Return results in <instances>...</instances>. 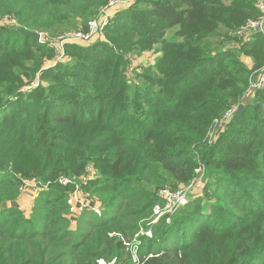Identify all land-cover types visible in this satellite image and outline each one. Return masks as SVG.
<instances>
[{
	"label": "trees",
	"instance_id": "obj_1",
	"mask_svg": "<svg viewBox=\"0 0 264 264\" xmlns=\"http://www.w3.org/2000/svg\"><path fill=\"white\" fill-rule=\"evenodd\" d=\"M108 2L0 0V17L54 37L86 29ZM258 15L255 0H135L114 15L107 42L68 44L69 61L49 68L53 48L0 29V264H264L263 95L243 101L264 37L230 35ZM155 47V64L129 80L128 54ZM241 104L211 143L214 121ZM200 166L206 199L148 226L157 193L190 184ZM91 168L96 178L84 176ZM62 176L75 184L62 187ZM24 179L48 188L29 216L9 207ZM76 184L103 214L84 211L72 227ZM225 195L226 208L212 203ZM149 227L167 236L145 252L126 245Z\"/></svg>",
	"mask_w": 264,
	"mask_h": 264
},
{
	"label": "built area",
	"instance_id": "obj_2",
	"mask_svg": "<svg viewBox=\"0 0 264 264\" xmlns=\"http://www.w3.org/2000/svg\"><path fill=\"white\" fill-rule=\"evenodd\" d=\"M126 0H111L110 4L107 8L101 12L98 18L92 20L88 23L87 28L78 31L77 33H72L70 36L66 37L61 44V49H59L58 54L61 56L60 59L66 60L64 47L68 44L75 45H87L97 40L98 37L104 34L105 30L111 24V21L114 15L125 8H128L131 4H126ZM256 10L259 12V17L255 19H249L243 25H241L235 31V36L239 40L241 44L251 43L254 39L255 35H262L264 37V0H255ZM42 37V35H41ZM60 62H63L60 61ZM59 63L54 62L53 66ZM257 92L262 93L263 95V107H264V65L257 71L254 72L249 80V85L247 91L243 97V101L250 100L255 97ZM242 105V104H241ZM238 107H235L228 111L224 117L221 119H217L214 121L212 128L209 133L210 142L213 143L217 139L218 135L214 131V129H221L228 126L234 117V115L238 111ZM222 130V129H221ZM201 169V168H200ZM197 170L196 177L199 176ZM202 170V169H201ZM196 177L193 181L186 185L182 186V188L177 191L174 195H170L168 197V191L164 190V198L169 201V206L173 210H177L180 207L187 206L191 199L188 197V192L192 190V188L196 185ZM62 187H68L69 185L75 184V182L68 177H64L58 181ZM29 187H35L37 189V185L32 183L30 180H23V183L19 189V197H22L28 190ZM44 189H37V195ZM163 192V191H162ZM69 204L71 206V216L70 219L72 222L76 224L79 215H81L84 211L93 212L96 216L101 217L103 214V207L98 202H96L93 197L89 193H86L81 184H76L74 191L71 193L69 198ZM179 210V209H178ZM177 210V211H178ZM75 219H74V218ZM101 263L104 261H100ZM99 262V263H100Z\"/></svg>",
	"mask_w": 264,
	"mask_h": 264
},
{
	"label": "rangeland",
	"instance_id": "obj_3",
	"mask_svg": "<svg viewBox=\"0 0 264 264\" xmlns=\"http://www.w3.org/2000/svg\"><path fill=\"white\" fill-rule=\"evenodd\" d=\"M110 1L111 0H109L108 4L100 10L98 15L94 16L89 21H92V20H95L96 18H98L99 15L101 14V12L104 11L107 8V6L110 4ZM126 1H127L126 4H130L129 0H126ZM134 2H135V0H134ZM258 14H259V12H258ZM258 17H259V15H258ZM255 18H257V17H253V18H250V19H255ZM18 28L19 27H18V23L16 22L15 16H2V17H0V29H4V30L7 31V30H17ZM80 30H83V29L77 28V29L69 30V31H67L65 33L58 34V35H56L54 37H50L47 33H40L42 35V37H41V40L38 41V43H40L41 45H48L50 48H53V50H54L53 51V57L51 59H49L50 61L47 60L48 62H46L47 64H46L45 68H49L50 66H53L54 62H57L58 60H59V63L62 60H63V62L65 61L63 58L60 59L61 56L58 54L59 49L62 48L61 44H62V42L64 41V39L66 37L70 36L74 32L77 33ZM235 31L236 30L230 32V35L235 37ZM173 33H174V31L170 32V35H172ZM107 39H108V37L105 38L103 36V34H102V35H100L98 37L97 40L95 39V42H92V44L99 43L101 41L107 42ZM226 46L237 47L238 44H237V42H235V43L231 42V43H226ZM156 49H157V47H155V48H153L152 50H149V51H144L141 54H137V53L128 54L126 59L130 61V63H129L130 64V68H128V79L129 80L134 79L136 77V73L142 72L143 69H145L146 67H150V66L155 64V60H156V57L158 55L157 51H155ZM64 50H66V49L64 48ZM69 59H68V57L66 55V61L65 62L69 61ZM241 59L249 68H252V66H253L252 62L253 61H252V59L250 57L243 56ZM33 85H34V86H32L33 88L38 87V82L34 83ZM32 87H28L24 94H27V92L29 93L31 91ZM12 99L13 100H12V104L11 105H14L13 102H15L17 99H15V98H12ZM242 105H244V104H242ZM221 129H219V128L214 129V131L217 133L218 136H220V134L222 133V131H224L226 129V127L225 128H221ZM200 168L202 170L201 169L199 170V172H198L199 176L196 177V179H195L196 180V185L192 188L191 191L188 192V197L192 201H195L196 199H206V193L207 192H211V190L206 189L207 183L209 181V178L206 175V171H208V170H206V167H203V166H200ZM84 176H86L89 179H93V178H96L97 172L94 171L93 168H91L90 172L86 173ZM62 178H64V176L60 177L58 179V181L61 180ZM30 181L37 185V181L38 180L35 179V180H30ZM42 185H44V184H42V183H40V185L38 184L37 185V189H44L43 191L48 189L47 187H42ZM180 187L182 188V186H179L176 189H174L172 187H166L165 189L160 190L157 193L156 197L159 199V201H160L159 203L160 204L155 206V208L153 210L152 221L147 223L148 226H149V224L152 225V224L158 223L159 221H164V223L166 225L170 224V223L173 222V220L176 217L178 218V211L179 210L188 207V206H183V207L178 208L179 209V210L177 209L178 211L177 210H173L169 206V201L167 199H165L164 196H163L164 195V190L168 191V193H169L168 197H169L170 195H174L175 193H177V191H179L181 189ZM36 193H37V191H36ZM70 195H71V193H70ZM93 199L96 202H98L100 205L102 204L96 198H93ZM218 201H220L219 204L222 207L226 208L228 206L229 202H230V198L225 195V197H222L221 200H219L218 198L212 199V203L213 204L218 202ZM12 204L10 203L9 207H12ZM205 204H207V203H205ZM70 216H71V214H70ZM172 216H174V217H172ZM72 227H75V223L74 222H72ZM164 232H165V230H162V232L159 235H156L157 236L156 237L155 235L153 236V233H152V230L150 229V227L148 229L141 228L138 231V233L135 235L136 242L134 244H136V245H134V244L132 246H131V244H126V245H128L129 247H132L134 252H136V251H138L140 249H141L140 251L145 252L147 250L148 246H149V242H150L149 240H151V241L153 240L154 242H158L160 239H163V238H165L167 236V235L166 236L164 235ZM137 236H139V237H137ZM99 264H106V263L105 262L104 263L100 262Z\"/></svg>",
	"mask_w": 264,
	"mask_h": 264
},
{
	"label": "crops",
	"instance_id": "obj_4",
	"mask_svg": "<svg viewBox=\"0 0 264 264\" xmlns=\"http://www.w3.org/2000/svg\"><path fill=\"white\" fill-rule=\"evenodd\" d=\"M129 1L131 5L134 3V0ZM36 190L37 189L35 187H29L27 192L22 197H19V199L13 204L11 203L12 207L19 208L26 216H29L32 211L34 200L37 197Z\"/></svg>",
	"mask_w": 264,
	"mask_h": 264
},
{
	"label": "water",
	"instance_id": "obj_5",
	"mask_svg": "<svg viewBox=\"0 0 264 264\" xmlns=\"http://www.w3.org/2000/svg\"><path fill=\"white\" fill-rule=\"evenodd\" d=\"M17 33H19L20 35L24 36V37H29L32 38L35 41H39L41 40V34L37 33V32H30L28 30L25 29H19L17 30ZM245 110L244 105H240L238 107V111L236 113L237 116H240Z\"/></svg>",
	"mask_w": 264,
	"mask_h": 264
}]
</instances>
